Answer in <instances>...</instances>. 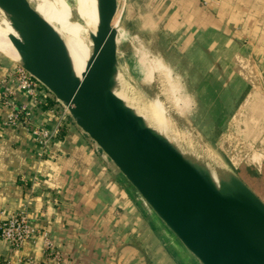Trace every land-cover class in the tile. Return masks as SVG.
Listing matches in <instances>:
<instances>
[{
    "label": "crops",
    "instance_id": "obj_1",
    "mask_svg": "<svg viewBox=\"0 0 264 264\" xmlns=\"http://www.w3.org/2000/svg\"><path fill=\"white\" fill-rule=\"evenodd\" d=\"M129 1L147 7L156 54L196 105L188 117L205 138L212 135L241 179L242 169L264 173V0ZM8 65L0 60V80ZM62 112L52 104L36 119L54 128ZM4 119L0 108V212L27 209L63 264H197L155 231L139 230L116 168L69 119L44 156L30 134ZM22 176L38 180L24 184ZM7 251L0 244V264ZM21 254L43 261L42 241L25 244Z\"/></svg>",
    "mask_w": 264,
    "mask_h": 264
},
{
    "label": "water",
    "instance_id": "obj_2",
    "mask_svg": "<svg viewBox=\"0 0 264 264\" xmlns=\"http://www.w3.org/2000/svg\"><path fill=\"white\" fill-rule=\"evenodd\" d=\"M96 3L92 55L80 75L63 38L28 0H0V12L17 35L20 57L32 60L74 125L200 264H264V202L236 173L211 169L154 138L120 98L126 92L114 26L118 3Z\"/></svg>",
    "mask_w": 264,
    "mask_h": 264
},
{
    "label": "rangeland",
    "instance_id": "obj_3",
    "mask_svg": "<svg viewBox=\"0 0 264 264\" xmlns=\"http://www.w3.org/2000/svg\"><path fill=\"white\" fill-rule=\"evenodd\" d=\"M28 1L36 12L44 18L48 24L51 23L50 25L56 29L58 34H61L59 28L60 25L52 19L51 13L47 11L43 1ZM51 1L55 4L64 18L69 22L72 21V0ZM117 1L118 9L114 19V26L118 34V43L116 46L118 52L119 73L126 95L128 94L132 100L137 101V103L139 102L142 105H144V102L146 104V101L151 103L157 101L156 103L160 105V108H164L163 110L166 111V114H162L158 111L162 119L175 130L182 142H184L194 153H200V155H198L199 157L190 153H187V155L206 164L211 169L216 167L237 174L229 164L227 158L223 154H219V151L212 143V135V138H205L203 126L192 121V115L191 117H188V114H191L193 110H195L196 105H193V99L190 97V100L188 97L186 86L183 84L182 87H185V91H181L183 88L178 86L180 80L178 79L179 77H176L175 74H173L169 75L167 79L164 76L165 73L158 71L156 67H154L155 64H161L164 66V61H162V59L156 54V52H159L158 45L156 48V44L150 40V34L152 33L150 32L148 23L149 14L146 9L147 7L140 11L134 8L135 4L129 0ZM69 12L70 15L68 16ZM72 46L81 51L90 48L92 43L89 45L74 43ZM0 60L2 63L9 64L8 68L17 66L13 60L2 54H0ZM173 86L179 87V89L177 92L175 91L171 94V87ZM142 98L144 100H142ZM192 147H195L197 152ZM243 170L244 169L239 170V173L245 174V172H242ZM116 172L118 173L119 178L124 182L125 187L129 190L130 198H128L130 202L128 204L133 205L136 208L135 218L139 230L155 231L159 242L165 245H167L168 242H173L175 248L177 246L182 252H187L186 254H188L191 260L200 264L164 226L151 208L144 202L117 169ZM250 173V176H252H248L250 180L244 179L243 181L264 202V173L261 175H255L254 172ZM179 250L177 249V251Z\"/></svg>",
    "mask_w": 264,
    "mask_h": 264
},
{
    "label": "built area",
    "instance_id": "obj_4",
    "mask_svg": "<svg viewBox=\"0 0 264 264\" xmlns=\"http://www.w3.org/2000/svg\"><path fill=\"white\" fill-rule=\"evenodd\" d=\"M46 92L50 93L42 83L18 65L12 66L7 76L0 80V108L5 112V125L12 129L22 128L30 134L37 142L41 156L49 155V150L63 128L64 121L69 119L73 123L68 110L55 98L54 102L63 109L55 127L48 128L44 122L36 119L39 109L48 100ZM19 94H23L25 99L18 100ZM30 178L22 176V182L26 184L30 180L31 182L38 180L37 176ZM39 239L42 241L44 251L43 261L21 254L25 244L35 243ZM0 244L5 245L8 250V256L2 264H63L64 262L49 232L40 230L33 223L27 209L14 213L0 212ZM13 256L18 258L15 263L11 262Z\"/></svg>",
    "mask_w": 264,
    "mask_h": 264
},
{
    "label": "bare ground",
    "instance_id": "obj_5",
    "mask_svg": "<svg viewBox=\"0 0 264 264\" xmlns=\"http://www.w3.org/2000/svg\"><path fill=\"white\" fill-rule=\"evenodd\" d=\"M42 1L47 11L51 13L52 19L57 24L60 25L59 28H60L61 34L59 35L63 38V40L65 41L68 47L76 73L80 75L82 72H84L85 67L87 66L91 58L92 46L88 49H84L80 51V50H77L75 47H73L72 44L75 43V44L89 45L92 43V38L95 35L96 28H97L96 0H72V9H71L72 21L70 22L66 18L63 17L61 12L57 9L55 4L51 0H42ZM69 15H70V12L68 16ZM17 40L18 38H17L16 33L10 27L9 23L6 21V19L3 17L2 13L0 12V53H3L5 56L9 57L11 60H13V62L16 65H18L23 70H25L23 68V63H26V64L28 63L27 65L30 66L32 70H34V72H36L35 74L33 73L35 78L40 83L45 85L44 81L41 79L40 75L35 70L34 66L31 65L32 60L22 59L20 57L22 54V50L16 45ZM117 43H118V34H117ZM154 67H156L158 71L165 73L164 76L167 79L169 75H171L169 72V69L165 67V65L163 66L161 64H158V65L155 64ZM26 72L29 73L28 71ZM29 74L31 75V73ZM178 86L180 87L179 84ZM179 87H176V86L171 87V94L172 92L173 93L175 91L177 92ZM119 96L131 108L134 109L137 115L142 117L145 127L152 133L154 138L162 141L167 146L175 147L182 154L190 153L192 155L199 157L198 155H200V153L197 152L196 148L192 147L197 152V154L194 153L184 142H182V140L176 134L175 130L162 119L158 111L161 112L162 114L164 113L166 114V111L163 110L164 108H160V105L156 103L157 101L154 103L146 101L147 105L144 102V105H145L144 106L141 103L139 102L137 103V101L132 100V98L128 94L127 95L123 94ZM142 100L144 99L142 98ZM214 180L218 182L215 175H214Z\"/></svg>",
    "mask_w": 264,
    "mask_h": 264
},
{
    "label": "trees",
    "instance_id": "obj_6",
    "mask_svg": "<svg viewBox=\"0 0 264 264\" xmlns=\"http://www.w3.org/2000/svg\"><path fill=\"white\" fill-rule=\"evenodd\" d=\"M47 93V95H48V100L46 101V103L43 105V106H41V108L42 109H47L48 107H50L52 104H56V105H59L58 103H52L53 101H54V97L50 94V93H48V92H46ZM251 175V173H249V174H243V173H240V176L242 177V180H250V178H248V176H250ZM250 177H252V176H250Z\"/></svg>",
    "mask_w": 264,
    "mask_h": 264
}]
</instances>
